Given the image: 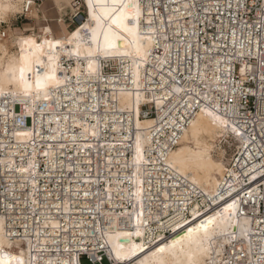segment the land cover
I'll return each instance as SVG.
<instances>
[{
  "label": "built area",
  "instance_id": "built-area-1",
  "mask_svg": "<svg viewBox=\"0 0 264 264\" xmlns=\"http://www.w3.org/2000/svg\"><path fill=\"white\" fill-rule=\"evenodd\" d=\"M81 2L75 1L74 5L79 10L72 24L78 25L85 18ZM187 2L140 0L146 16L151 20V23L145 22L144 27L152 35L156 48V62L144 69L142 83L150 95L156 93L163 99L160 107L151 101L143 104L140 115L142 120H157L150 129L153 144L146 151L150 163L144 168L150 173L143 179L144 237L140 240L144 242L155 236L154 243L146 246L153 248L170 239L169 226L174 220L182 217L193 220L191 210L196 205H199L200 213L217 207L199 190L193 194L189 193L192 189L186 191L183 182L175 185L174 182L179 179L170 177L166 164L168 154L178 147L185 129L198 113L206 109L225 117L241 139L223 178L229 185L226 183L227 187L220 192L237 188L224 201L239 194V213L242 218L248 219L252 227L249 234L252 242L235 244L233 249H228L226 257L233 252L239 255L242 250L248 251L249 245L256 251L264 245L261 238L264 236V87L260 80L259 59L256 56H229L225 60L226 54L235 51L231 47L229 29L232 25L229 18L236 20L234 9H227L225 0H194L195 8H184L182 5ZM146 4L152 7L146 9ZM28 12L29 3H26L21 15L25 16ZM259 15L260 9L256 7L250 9L244 19L253 25ZM247 31L256 40L264 36L258 24L255 31L251 27ZM1 32L5 38L4 31ZM239 39H244V36L240 35ZM222 41L228 46H222ZM213 44L217 46L215 49ZM215 59H219L223 70ZM69 63L72 62L66 60L65 66L69 67ZM76 79L73 85L83 89L76 93L84 94L86 103L74 105L68 101L60 107L58 103H53L55 109L53 106L49 109L45 107L44 119L35 121V129L32 116H25L22 121L19 119L24 107L17 104L12 110L10 104H0V108L8 110L9 133L7 136L0 134V204L6 201L14 207L16 219L13 228L19 234L25 231V226L30 232H40L42 238L45 232L52 233L47 237V246L55 251L43 256L53 260L74 256L77 246L85 241L92 247L97 241L103 244L106 236L102 233L129 228L130 222L136 219V168L121 163V160L125 162L131 156L130 151L123 154L124 148L120 145L125 139L123 135L128 136V133L119 134L104 127L108 114H115L120 122V116L127 119L126 113L115 109L118 104L107 106L104 99L118 91L124 79L128 82L132 75L123 74L117 66L108 63L99 76L79 77L78 84ZM35 115L39 117V110ZM56 115L61 119L68 117L70 123L80 119L88 127L97 129L98 133H89L88 138L83 134L75 141L64 139L53 128ZM3 121L4 115L0 113V129L3 128ZM112 122V119L106 121L108 126ZM25 129L34 131L32 140L18 141L13 130ZM73 132L83 133L79 129ZM64 142L61 147L60 143ZM44 152H49L50 156L45 157ZM21 168H28L29 171L22 172ZM164 203L168 204L167 208ZM171 203L178 207V211L171 208ZM55 223L60 227L53 229ZM52 240L56 243L53 244ZM65 245L68 252L63 251ZM109 249L108 244L96 247V258H102L103 264L105 261L109 264L114 262ZM83 259L93 264L92 251L81 252L80 264Z\"/></svg>",
  "mask_w": 264,
  "mask_h": 264
},
{
  "label": "bare ground",
  "instance_id": "bare-ground-1",
  "mask_svg": "<svg viewBox=\"0 0 264 264\" xmlns=\"http://www.w3.org/2000/svg\"><path fill=\"white\" fill-rule=\"evenodd\" d=\"M46 3L47 13H44L38 3L32 0L31 6H29V12L25 15L28 19L35 22L40 27V32L31 33L29 35H23L7 27L9 33L5 38L2 37L0 31V43L7 41L8 55L4 56L2 50H0V88L5 92L10 89L22 91V86L18 83V80H11L12 70H16V76L18 77V68L20 62L16 59V53L19 49V44L12 42L11 36L15 34L17 36H23L25 38H37L43 37L44 39H60L63 37L72 38L76 33H79V37L73 40L72 44L64 45L62 49H57L58 64L57 76L63 78L65 71L69 69H79L80 76L97 77L102 72V69L108 63H112L121 69L122 73L126 75H132V79H128V82L124 79V84L118 88V91L113 92L112 95H107L104 99V103L107 106L118 104L115 109L121 113L127 114V119L117 120L115 114H108L105 116L104 127H109L110 130L116 131L119 134L127 132L128 136L123 135L124 140H121V148L123 154L131 152L130 158H127L125 162L121 160L123 164H131L132 168H136V174L134 179L136 202L134 205V211L136 219L134 222H130L129 228L117 229L115 231H106L109 236L113 237L112 241H109L110 248L113 247V242L123 243L128 246V242L131 241L132 245L143 243L140 238L144 237L143 224V179L150 172L145 171V165L150 163L149 157L146 155V151L153 144L150 129L157 123L156 119L148 118L142 120L140 118L142 112V105L146 102H153L157 107L163 104V99L155 94L150 95L149 91H145V85L142 83L144 75V69H147L149 65H153L156 62L155 57V44L154 39L149 31L144 27V23L149 21L143 10L140 0H120L124 4H139L142 10V15L139 18V22H136L134 13H130L127 8L120 9L119 3L113 4V0H86L87 5L90 8L89 18L85 24L80 28H74L70 30L62 19H58L64 8L68 6L69 1L64 0H42ZM29 3V0H0V24L6 23L11 15L22 13L24 5ZM79 9V8H78ZM123 14L126 19L113 23V19ZM63 15V14H62ZM61 15V16H62ZM15 18V17H14ZM49 18H55L52 22ZM66 20V19H65ZM127 25V29L124 27ZM47 29V32L44 30ZM130 29V31L128 30ZM97 32L98 36L92 39H88L89 33ZM37 43H42L41 39H37ZM78 45L79 55L75 53V49ZM111 45H115L112 47ZM47 50V49H46ZM71 53V54H70ZM91 53V54H89ZM107 53V54H106ZM39 59L43 62H47V56L36 53L32 59ZM66 60L71 61L69 67L65 66ZM91 62L95 69V72L90 74L88 71V64ZM39 67V65H34ZM71 75V72L68 71ZM26 75L29 78V83L34 80V73L28 72ZM75 76L67 83V91L65 92V85H61L59 89L54 90L55 94L59 96V100L54 102L53 100L37 101L38 105H52L58 103V107L67 103L68 101L76 105L77 103H86L84 94H77L76 91H81L80 86L73 85ZM132 82L130 83V81ZM133 81H136L133 83ZM137 95L139 99L137 100ZM3 100V97H0ZM11 109L14 110V106L19 104L17 100L15 103H9ZM25 107L24 105H21ZM46 109H49L47 107ZM45 111V109H44ZM64 118V117H63ZM112 119V125L108 126L106 121ZM125 123V124H124ZM54 130L57 135L64 139L71 138L76 140L81 135L89 137V133H98L97 129L90 128L80 119L70 121L61 119L59 116H55ZM74 129H79L83 133L73 132ZM39 130V129H38ZM32 132L31 129L17 130ZM34 135V134H33ZM17 137L18 141H31L33 138ZM238 133L234 128L229 125L227 119L213 111L203 110L192 120L188 128L185 129L182 135L181 141L174 150H172L167 158L166 164L169 169L170 177H177L179 179L174 183L178 185L180 182L186 184V191L189 193H195L199 190L201 193L207 196V198L217 205V207L209 212L200 213L199 205L191 210L193 216V210L196 211V215L193 216V220H187L182 225L172 229L170 224L169 229L171 231L170 239L161 242L157 245H163L165 242L171 244L173 240H179L181 235H187L186 229L196 228L199 229L200 224H205L209 219L214 218V223L209 226V232L215 231V235L212 236L211 241L205 240L203 247H209L211 245L212 250H219L221 255L217 257V260L222 261L226 257L228 249H233L235 244H251L252 237L249 235L252 231V227L248 219H244L240 216V200L239 194L229 200L224 199L227 195L234 193L237 188L232 187L226 193H221L223 188L227 187L228 182H224L223 178L227 171V165L229 164L223 151L222 145L224 142H228L232 146L239 147L241 139L237 136ZM87 137V138H88ZM137 137H139V151L137 148ZM127 139H131L132 142H127ZM60 145H65L60 143ZM87 145V144H80ZM112 147V144H108ZM214 153H217L219 158L214 157ZM110 161V160H109ZM227 183V184H226ZM229 185V184H228ZM139 193V195H138ZM206 202V198H204ZM236 204L238 211L233 212L229 208L230 205ZM111 206L113 203L110 204ZM171 208L178 211V207L171 203ZM7 207V211H6ZM12 204L3 201L0 204V240L3 241L4 247L2 251L5 254L15 255L18 251L17 241L19 240V232L13 228V221L16 219V214ZM126 213H129L126 210ZM139 221V223H138ZM57 224V223H55ZM230 233L231 235H225L221 233ZM246 230V231H245ZM28 231V230H27ZM140 231L141 236H136L135 233ZM13 235H8V233ZM29 239L32 238V232L28 231ZM126 233L130 235H125ZM203 236V230L200 233L193 235V240H199ZM107 239V236H106ZM187 247V241L184 242ZM153 248H146L145 252L148 256H151V252L155 250ZM179 247V246H178ZM195 249V244L192 245ZM145 252L137 253V257L146 258ZM214 254V251L213 253ZM43 256V254H41ZM208 254L196 253V260L199 264H204ZM114 260V253L110 255ZM50 258L51 257H46ZM133 257L132 259H137ZM182 261L187 260L186 257L181 256ZM120 264H124L123 261Z\"/></svg>",
  "mask_w": 264,
  "mask_h": 264
},
{
  "label": "snow or ice",
  "instance_id": "snow-or-ice-1",
  "mask_svg": "<svg viewBox=\"0 0 264 264\" xmlns=\"http://www.w3.org/2000/svg\"><path fill=\"white\" fill-rule=\"evenodd\" d=\"M32 0H29V6H31ZM119 3L120 9L127 8L130 13H134L136 22H139L140 16L143 14L141 7L139 4H124L120 2V0H113V4ZM225 4L227 9H234V14L236 16V20L232 21L231 18L230 24L232 27L229 29V34L231 37V47L235 50L234 53L226 54L225 60L229 59V56L235 58L236 56L240 57H252L256 56L259 59V67H260V80L262 82V87H264V36L260 40H256L254 35L248 33V29L251 27L254 31L256 29V24L259 25V29L261 33H264V0H225ZM184 8H195L196 4L194 0H188L187 3L182 5ZM151 4H146L144 8H151ZM258 7L260 9V15L256 24L249 25L248 21L244 19L250 9H254ZM211 11V9H209ZM217 12H219V8H217ZM151 13H149V16ZM3 19V17H0ZM126 19L121 13L120 16H117L113 19V23H118V21ZM151 23V20H149ZM222 25V21H221ZM241 25H243L241 27ZM127 29V25H124ZM235 29V30H232ZM130 31V29H128ZM47 32V29L44 30ZM187 34V33H185ZM4 36H8L9 33L5 29L3 32ZM243 35L244 39H239V36ZM79 37V33H76L72 36V38L63 37L60 39H44L43 37L37 38H25L23 36H17L12 34L11 39L14 44H19L18 52L16 53V59L19 60L20 66L18 68L19 75L16 76V70H12V75L10 76L11 80H18V83L22 86V91H17L15 89H10L8 92H5L2 88H0V97H3V100H0V104H9L15 103L17 100L21 105H24V111L22 112L19 119L22 121L25 116H32L33 118V127L35 129V121L40 119L43 121L44 116V108L51 107L52 105H38L37 101H49L53 100L55 96L54 102L59 100V96L55 94L56 89H59L61 85H65V92L67 91V83L72 80V77L75 76L76 83L80 82L79 69H71L69 67L68 70L65 71V75L63 78L57 76L58 64L56 63L58 59L57 49H64L63 46L67 44H72L73 40ZM37 39H41L42 43H37ZM222 46L227 47V44L221 42ZM115 47V45H111ZM215 49L217 46L215 44L212 45ZM47 49V50H46ZM0 50H2L3 55H8L7 41H3L0 43ZM77 55L78 45L74 50ZM208 49L205 48V52ZM40 53L41 55L47 56V62H43L38 58L33 60L32 57L36 54ZM71 54V53H70ZM91 54V53H89ZM107 54V53H106ZM215 63L220 66L219 59H215ZM34 65H39V67H34ZM247 67V64H245ZM220 70H223V66H220ZM68 71L71 72V75L68 74ZM88 71L90 74L95 72L93 64L89 62ZM32 72L34 73V80L32 83H29V78L26 73ZM136 81H133L135 83ZM83 90V89H81ZM95 96V93L92 94ZM139 96L137 95V100ZM39 110L40 115L37 117L35 113ZM0 113L4 115L3 128L0 129V134L7 136L8 133V121L7 115L8 110L5 108H0ZM65 120L68 117H64ZM15 123V121H13ZM235 130V129H234ZM95 135V132L92 133ZM13 135L20 137H28L31 138L33 133L27 131H15L13 130ZM50 139H55V137H50ZM137 148L139 151V137H137ZM63 147V145H61ZM43 155L45 157H49V152H44ZM54 163V161H53ZM30 167H34V165H30ZM20 171L27 172L28 168H21ZM33 189L35 190V185H33ZM87 195V193H85ZM139 195V193H138ZM251 195L250 193L248 194ZM33 204L36 203L35 200L32 201ZM164 207L167 208L168 204L164 203ZM233 212L238 211L236 204H232L229 206ZM7 211V207H6ZM255 212V209H253ZM264 212V209H262ZM196 215V211L193 210V216ZM187 222L186 217H182L181 219L174 220L171 227L175 230L176 227L182 225ZM139 223V221H138ZM214 223V218L209 219L205 224H200L199 229L189 228L186 229L187 235H181L179 240H173L171 244H167L165 242L162 246L156 245L155 250L151 252V256H148V253L145 252V247L150 246L154 243L156 237L153 236L150 240H145L143 243H138L135 245L131 244V241L128 242V246L126 247L123 243L113 242V247L109 249V254L112 255L114 253V262L113 264H120L121 261L124 264H199L196 260V253L200 254H208L207 259L204 264H264V245H261L258 250L254 251L249 245L248 251H243L242 254H236L233 252L230 256L225 257L222 261L217 260V257L221 255L219 250H212L211 245L209 247H203V242L205 240L211 241L212 236L215 235V231L212 233L209 232V226ZM163 227V225H161ZM60 225L54 224L53 229L59 228ZM203 230V236L200 237L199 240L194 241L193 235L199 234L200 231ZM246 231V230H245ZM222 234L231 235L230 233ZM8 235H13V233H8ZM52 235V233L45 232L43 234V238L41 233L33 230L32 238L29 239V233L25 226V231L20 234L19 240L17 243L18 251L15 255L5 254L2 249L4 247V243L0 240V264H80L79 255L81 252L87 253L92 251L93 253V264H103V259L96 258V247H104L109 243V241L113 240V237L109 236L107 233H102V236H107V239L104 240V243L101 244L99 241L96 242V246L92 247L87 245V242H82L76 248V252L74 256L71 257H57L55 260L50 258H45L41 254L48 253L49 251H55L54 249H50L48 245L47 237ZM125 235H130L126 233ZM136 236H141L142 233L137 231L135 233ZM264 239V236L261 237ZM187 241V247H185L184 242ZM52 243L55 244L56 241L52 240ZM195 244V249L192 248V245ZM179 246V247H178ZM64 252H68L69 249L67 245H65ZM214 251V254H212ZM145 252L146 258L137 257V253ZM181 256L187 258L186 262L180 259ZM133 257H137V259H132Z\"/></svg>",
  "mask_w": 264,
  "mask_h": 264
},
{
  "label": "rangeland",
  "instance_id": "rangeland-1",
  "mask_svg": "<svg viewBox=\"0 0 264 264\" xmlns=\"http://www.w3.org/2000/svg\"><path fill=\"white\" fill-rule=\"evenodd\" d=\"M64 1H69L68 6L64 8V11L61 12L60 16L57 17L58 19H62L63 22L66 24V26L70 29L73 30L74 28H80L82 27L86 20L89 18L90 15V8L87 5L86 0H82L81 5L84 6V12H85V18L82 22H80L78 25L77 24H72L73 18L77 15V10H79L75 4L76 0H64ZM38 5L40 6V9L44 12L47 13V8H46V3L45 2H39ZM80 12V11H79ZM22 13L14 14L11 15L6 23H3L2 25V30L4 31L5 29L7 30V27L12 28L13 30L17 31L18 33H21L23 35H29L33 32L38 33L40 32V27H38L34 21L28 19L25 16L21 15ZM63 14V15H62ZM62 15V16H61ZM15 17V18H14ZM55 18H49V21L52 22V20ZM66 19V20H65ZM68 21H70V24H68ZM71 25V26H70ZM98 33H89L87 35L88 39H92L94 37H97ZM224 154L226 156V159L229 160L228 163L231 160L232 155L234 154V151L237 149L236 146L230 145L228 142H224L222 145ZM214 157L216 159L219 158L217 153H214ZM81 264H91L88 260L83 259L81 261ZM104 264H109L107 261L104 262Z\"/></svg>",
  "mask_w": 264,
  "mask_h": 264
},
{
  "label": "crops",
  "instance_id": "crops-1",
  "mask_svg": "<svg viewBox=\"0 0 264 264\" xmlns=\"http://www.w3.org/2000/svg\"><path fill=\"white\" fill-rule=\"evenodd\" d=\"M68 24H70V21H68Z\"/></svg>",
  "mask_w": 264,
  "mask_h": 264
}]
</instances>
